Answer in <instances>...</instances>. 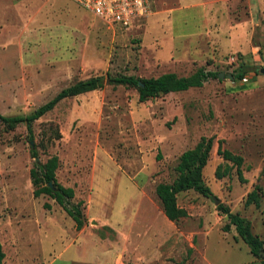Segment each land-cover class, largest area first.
Masks as SVG:
<instances>
[{"label": "rangeland", "instance_id": "obj_1", "mask_svg": "<svg viewBox=\"0 0 264 264\" xmlns=\"http://www.w3.org/2000/svg\"><path fill=\"white\" fill-rule=\"evenodd\" d=\"M148 6L123 29L73 0H0L1 116L27 115L95 76L246 72L144 102L134 88L105 84L61 100L28 127L0 123L1 264H259L233 227H222L226 214H237L264 241V74L256 71L264 68V0ZM201 137L213 139L201 174L219 203L179 193L186 217L169 222L154 187L175 179L178 156ZM219 141L242 158L244 183L234 169L214 177ZM31 148L41 163L57 158L56 182L72 188L71 203L81 202L79 231L48 196H32ZM254 187L258 205L244 207Z\"/></svg>", "mask_w": 264, "mask_h": 264}, {"label": "trees", "instance_id": "obj_2", "mask_svg": "<svg viewBox=\"0 0 264 264\" xmlns=\"http://www.w3.org/2000/svg\"><path fill=\"white\" fill-rule=\"evenodd\" d=\"M245 70L240 69L232 78L233 81H240L245 75ZM217 78V73L204 71L202 68L196 69L188 76L179 77L174 73H163L157 77H149L145 79L135 78L133 76L119 75L110 77L95 76L86 80L76 81L66 88L61 89L45 104L35 108L32 112L24 116H1L0 123L5 129H13L18 124H25L27 127L35 120L39 119L61 100L71 98L77 95L100 90L105 84L113 86H124L134 88L137 93L139 102L164 95L168 93L183 92L188 89L200 88L204 82L209 79ZM141 84V85H140ZM30 138V137H29ZM212 137H201L195 145L182 152L176 161L173 171L175 179L171 183H158L154 187V194L159 202L163 216L169 222H177L181 218L186 217V213L176 205V195L186 191H193L198 195L209 198L211 193L207 186L202 182V169L204 168L209 153L212 148ZM216 154L221 159L213 172L216 179L229 176L234 169L238 182L244 183L241 175L242 158L234 155L227 150H221L220 141L216 148ZM30 155L33 160V166L29 170V180L33 188L32 196L37 198L40 195L48 196L55 204L68 216L75 231H79L84 223L81 214V202L71 203L73 198V190L69 187H63L56 182L54 172L57 168V158L52 156L43 163L39 162L37 154L33 148L30 149ZM264 181V167L261 170ZM50 183L51 187L47 184ZM264 192V190H263ZM259 188L254 187L244 198L243 206L247 207L252 204L258 205ZM47 208V205H44ZM227 224L222 227V231L226 232L229 226H232L236 236L240 239L248 249V253L259 259V264H264V253L261 249L264 241L250 233L248 222L237 214H226ZM262 254V255H261ZM262 256V259L260 257ZM3 253L0 245V264L3 260Z\"/></svg>", "mask_w": 264, "mask_h": 264}, {"label": "built area", "instance_id": "obj_3", "mask_svg": "<svg viewBox=\"0 0 264 264\" xmlns=\"http://www.w3.org/2000/svg\"><path fill=\"white\" fill-rule=\"evenodd\" d=\"M104 24L126 29L149 13L148 0H73Z\"/></svg>", "mask_w": 264, "mask_h": 264}, {"label": "water", "instance_id": "obj_4", "mask_svg": "<svg viewBox=\"0 0 264 264\" xmlns=\"http://www.w3.org/2000/svg\"><path fill=\"white\" fill-rule=\"evenodd\" d=\"M256 71H257L258 73H260V74H264V68L257 69ZM223 78H225V79H229V80H232V79H233V78H232V75H230V74H226V75H224L222 72L217 73V79H223ZM140 85H141V84H140ZM30 143H31V142H30ZM31 147H32V145H31ZM34 161H37V159L35 158ZM47 186H48V187H51V186H50V183H48ZM211 200H212V202H213L214 205H217V204L219 203V200L216 199L215 197H212V196H211ZM260 259H262V256L260 257Z\"/></svg>", "mask_w": 264, "mask_h": 264}]
</instances>
